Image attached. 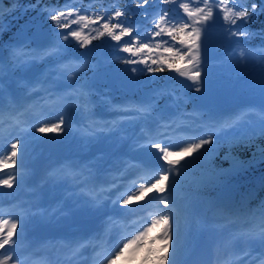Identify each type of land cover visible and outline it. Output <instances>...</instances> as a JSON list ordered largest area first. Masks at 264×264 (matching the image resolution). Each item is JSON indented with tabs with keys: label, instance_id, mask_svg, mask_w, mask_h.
I'll return each mask as SVG.
<instances>
[{
	"label": "snow or ice",
	"instance_id": "obj_1",
	"mask_svg": "<svg viewBox=\"0 0 264 264\" xmlns=\"http://www.w3.org/2000/svg\"><path fill=\"white\" fill-rule=\"evenodd\" d=\"M133 3L137 11L150 3L156 5V11L147 20L150 27L146 30L142 31L139 23L128 21L129 10L120 8L118 0H111L107 7L103 6L104 0H65L62 6L46 9L53 30L59 31H55L57 39L44 50V55L63 58V50L70 40H74L78 47L87 48L94 40L107 37L117 42L116 46L122 53L128 54L123 63L134 65L130 68L131 73L168 70L186 78L184 83L190 81L187 86L199 92L204 86L201 73L204 71L211 29L219 23L227 35L247 37L251 33L244 25L258 11H264V7L258 6L254 0L251 4L249 0H133ZM97 4L101 6L97 8ZM170 5H178L183 15L176 16L169 10ZM143 15L148 18L150 14L145 11ZM125 37L128 39L124 40ZM13 55L16 56V53ZM241 55L244 56L245 52L242 51ZM260 57L264 62V51ZM16 59L20 61L22 57L16 56ZM2 63L0 58V65ZM139 65H144V68H139ZM71 95L54 103L71 99ZM0 98V186L13 189L14 185L19 187L25 180V173L18 167V162L26 146L17 137L4 147V125L10 121L9 127H21L25 123L21 117L28 108L22 112L19 110L22 106H18L14 111L11 103L5 105L2 88ZM150 107H139L137 112H147ZM68 123L70 121L65 115H59L58 122L44 123L40 127L33 125V128L39 133H59L65 130L64 126ZM157 127L160 125L157 124ZM144 139L147 143L140 147L158 150L155 155L161 161L160 168L152 171L140 167V172H151L149 182L137 184L133 180L127 192H121L114 203L142 207L140 202L148 201L152 211L130 225H122L114 240L98 238L99 243L94 246L93 264H117V261L129 264L137 258L139 264H180L179 257L187 246L193 223L192 200L186 194L181 195V176L188 162L182 165L181 161L193 153L197 154L194 158L205 155L211 150L205 146L213 144V136L210 134L207 139L188 142L186 146L172 144L168 137L154 130L147 133ZM174 148H178V151ZM139 179L143 180L144 176H139ZM153 193L155 195H151ZM129 212L131 214V210ZM221 214L226 217L225 223L214 227L238 226L230 233L226 248H230L232 241L264 245V203L241 214L224 210H221ZM31 219L32 214L26 208L15 206L6 210L0 206V264H40L32 259L34 252L25 254L32 247L25 235ZM156 230L157 234L152 235ZM77 250L72 249L73 255ZM248 255L247 250L228 251L215 264H240L241 258ZM248 264H253V261L250 260ZM259 264H264V256L259 258Z\"/></svg>",
	"mask_w": 264,
	"mask_h": 264
},
{
	"label": "trees",
	"instance_id": "obj_2",
	"mask_svg": "<svg viewBox=\"0 0 264 264\" xmlns=\"http://www.w3.org/2000/svg\"><path fill=\"white\" fill-rule=\"evenodd\" d=\"M251 2L253 0H249V4ZM254 2L258 6L264 7V0H254ZM64 3L65 0H4V7L0 8V57L9 64L10 68H13L15 64L13 53L17 52L16 47L18 46L16 34L17 30L22 28L23 22L29 20L31 25L34 26V23L38 19H41L43 25L49 29L51 38L56 40L55 31L59 30H53V25L46 9L62 6ZM110 3L111 0H104L103 6L107 7ZM100 6V4L96 5L97 8ZM118 6L129 10V22L139 21L142 26L147 24V20L151 18V13L156 11V5L153 3L137 11L133 0H118ZM168 7L174 14L179 9L178 5H170ZM109 10L111 11V9ZM145 11L150 14L148 18H145L143 15ZM244 28L251 35L247 37L227 35L219 23L211 30L221 35V46L223 48L230 42H233L241 44L248 50L264 51V11H258L244 25ZM105 38L94 40L92 45L88 46L89 48L91 47L90 61L80 74V78L77 81L78 85L93 84L91 82L93 76L98 75L100 71L97 70V65L106 54L102 43ZM74 43L75 41L73 40L70 42V45L73 46ZM22 44H27V47H30L33 45V41L27 36L26 42ZM68 49L69 46L66 44L62 55L69 53ZM79 49H82V47L76 48V50ZM30 63L27 62L19 70L22 72ZM160 73L164 78H161V80L169 84L170 90L159 92L160 98L157 100L156 108L153 111H161L162 107L173 106L174 103L172 102H179L180 100H184V98L188 100L187 96L194 90L193 88L188 92L185 89L181 90V85L176 80L174 72L166 70ZM13 75L15 74L13 73ZM11 81L7 85L6 94H15L18 97H23L24 87L18 84L16 79H11ZM106 83L105 86L113 88V85L108 80ZM9 85L13 91L9 90ZM100 89L102 88L100 87ZM102 92L107 96L113 95V92L109 90L105 92L102 89ZM181 94L186 95L181 97ZM94 95L96 97L99 96V94ZM188 106H190L189 102L186 104V107ZM205 147L211 149L205 155L194 158L197 154L193 153L192 156L186 157L188 165L187 170L181 176L182 188L184 189L181 193L188 190L194 195H204L208 199H211L217 193L238 185L254 190L256 197L252 199L251 204L253 206L259 202H264V132L255 136H229L226 139H217L214 140L212 145H206ZM182 195H185V193ZM223 209L231 211L227 206H224Z\"/></svg>",
	"mask_w": 264,
	"mask_h": 264
},
{
	"label": "rangeland",
	"instance_id": "obj_3",
	"mask_svg": "<svg viewBox=\"0 0 264 264\" xmlns=\"http://www.w3.org/2000/svg\"><path fill=\"white\" fill-rule=\"evenodd\" d=\"M3 2L4 0H0V6L3 5ZM39 28H42V27H39ZM40 47H41L40 44H34L31 46V48L27 49L28 53H27L25 60L29 58L31 54L33 57H36L38 55ZM241 52L242 50H238L235 53H232L230 56L223 58L222 63L234 65L239 68H247V67L251 69L254 68L250 73H246V76L242 78L243 80L244 79L246 80L244 83L245 85L241 88L242 93H245L248 89L254 86L255 82H259L260 79L263 80L264 82V68L262 69L260 66H257V63H256V61H259L260 59V52L249 51V50L246 51L244 49V52H245L244 56L241 55ZM0 68H2V70H0V79H1L8 74V68L4 62L2 63V65H0ZM39 79H42V78H34L32 80L31 79L25 80V82L27 84L29 83V85L34 89L33 93L35 96V100L32 101L33 106H35L36 99H38L36 98V96H39L41 93L39 89H41V87L42 89L45 87L44 84L43 86L42 84L40 85ZM122 83H125V81H123ZM244 95H249V94H244ZM204 97L207 98L206 96L199 97L200 98L198 100L199 104H202V105L207 104ZM230 98L228 99L229 100L228 102L231 104V107H232L236 105V97H233V99H230ZM259 98H260V101L258 104L254 105V109L247 110L246 113L241 115L242 117L245 118L247 123L251 124V126L249 125L251 129H254V127H259V126L264 125V95L263 96L261 95ZM125 102L127 103L126 109H124L123 111L125 115L121 116L124 119H116L117 118L116 115L112 114L110 117L108 115H88L87 120L93 121L94 123L99 122V124L102 123V124L109 125L110 120L114 119L118 124L122 123L124 126H129V129L127 128L124 129L122 136L120 138L121 140H125L126 138H128V136L136 138V139L139 138L140 140V138H144L147 133L153 130L162 133L164 136L165 135H171V136L184 135L186 136L187 134H190V133H198L202 130L206 131L205 128H202L201 126H199V122H200L199 119H192L190 121L188 120L186 121V120H183V118H186L183 116L176 117L174 120H172V118L163 119L164 122L161 124H158L160 125V127H157V124L148 125L145 122V120L141 117L143 112H137V108L146 107L147 104L135 98H133V100L132 99L125 100ZM87 103H91V100L87 101ZM28 104H29V101L25 103H20V102L16 103L17 107L22 106V107H19V110H23V111H24V108H28ZM16 108H13V110L15 111ZM240 109L241 108L239 107V108L231 109V110L237 111ZM252 112L253 114L249 115ZM28 115L29 114L27 111L22 117L26 118ZM108 117L110 120H108ZM94 119H97V120H94ZM220 120L221 118L213 119V122L211 123L212 126H215L217 123H220ZM183 123L186 124L188 128L186 129L181 128L180 124H183ZM35 140L37 141L38 138H36ZM32 148L33 150H36L37 145L32 144ZM37 149L38 151H37L36 157H33L34 151L28 154L27 158H24L22 155L20 156L18 167H20L21 171L25 173L24 182H34L46 176L45 171L49 167H51L53 164L56 163L57 158L54 159L50 164L45 165L47 160L50 159L51 156L53 155H50L48 152L43 151L41 148H37ZM69 150H72V148ZM62 155H63L62 158H64V155H66L68 158L73 159L74 163L80 160L84 162L85 161L90 162L91 163L90 165L92 166L93 181H96L97 178L101 175V173L111 170L107 168L108 162H106V159L108 158V156H105L104 161L100 162L103 156L99 158H94L91 160V158H88L85 156L76 157L74 154H70L69 151L64 152V154ZM111 160L114 161L115 159L111 158ZM28 165L29 166L34 165V170H31V168H27ZM135 168L136 167L130 168L129 170H133ZM245 168H243V170ZM183 190L184 189L182 188V191ZM183 193H185L189 197V199L192 200L193 223L191 227V234L188 237L187 246L184 249H182L181 255L179 257L180 262L184 258L186 248L194 240L196 234L199 231H207L209 234H216L218 231H220L219 233L216 234V237H218V239L216 240L217 244L215 245L219 251L217 253V259L221 257L222 254H225L224 252H220L221 248H223L224 251L225 250L236 251V252L244 251V248L239 245L238 241H232L230 248L225 247V245L229 242L230 233L235 231L238 226L229 225L228 227H225L223 229H218L214 227V225H222L225 223L226 217L221 214V210H223L222 208L224 206H229L230 208H232V213H237V214H241L249 209L254 210L258 208V206H260L262 202L255 207L251 205L252 199L256 197V193L254 192V190L245 188V186L242 187V186L235 185L222 192L217 193L211 199H208L204 195H194L190 193L188 190L184 191ZM153 195H155V193H153ZM225 212H228V211H225ZM134 264H139V261L134 262Z\"/></svg>",
	"mask_w": 264,
	"mask_h": 264
},
{
	"label": "water",
	"instance_id": "obj_4",
	"mask_svg": "<svg viewBox=\"0 0 264 264\" xmlns=\"http://www.w3.org/2000/svg\"><path fill=\"white\" fill-rule=\"evenodd\" d=\"M41 26V21L37 22L32 36L39 43H43L47 40L48 34L45 29L39 30L38 27ZM24 27H28V22H25ZM25 32V31H23ZM22 39V38H21ZM208 57L216 56V52L207 48ZM203 77L204 85L212 91L211 96L216 103H222L227 96V92L224 90H216L213 86V81L207 76L201 74ZM251 101V100H248ZM213 262V247L212 244L207 240L206 236H201L195 247L192 249L188 255L184 264H212Z\"/></svg>",
	"mask_w": 264,
	"mask_h": 264
},
{
	"label": "bare ground",
	"instance_id": "obj_5",
	"mask_svg": "<svg viewBox=\"0 0 264 264\" xmlns=\"http://www.w3.org/2000/svg\"><path fill=\"white\" fill-rule=\"evenodd\" d=\"M32 200H34V199L32 198ZM34 204H35L36 208H39L41 206V204L37 201ZM23 208H26V207H23ZM100 230H101V227H98L97 232H99Z\"/></svg>",
	"mask_w": 264,
	"mask_h": 264
}]
</instances>
